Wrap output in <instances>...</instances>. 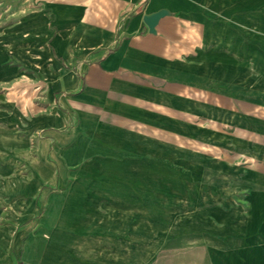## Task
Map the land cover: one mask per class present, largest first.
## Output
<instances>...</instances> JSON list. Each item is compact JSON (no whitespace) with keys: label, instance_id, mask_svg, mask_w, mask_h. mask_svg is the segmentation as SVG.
<instances>
[{"label":"crops","instance_id":"crops-1","mask_svg":"<svg viewBox=\"0 0 264 264\" xmlns=\"http://www.w3.org/2000/svg\"><path fill=\"white\" fill-rule=\"evenodd\" d=\"M9 15L0 264H264V0H22ZM180 166L202 168L187 197Z\"/></svg>","mask_w":264,"mask_h":264},{"label":"rangeland","instance_id":"rangeland-1","mask_svg":"<svg viewBox=\"0 0 264 264\" xmlns=\"http://www.w3.org/2000/svg\"><path fill=\"white\" fill-rule=\"evenodd\" d=\"M22 0H0V33L3 32L4 28H6L7 26H9L11 24V18L9 15V10L16 7L19 2ZM27 55H29L28 53H26ZM173 170V169H172ZM202 168H187V167H183L180 166L178 168H174L173 171L179 172L181 176H183V178H180L183 183L177 184L176 187L179 190V193H182V196L187 197L188 195H192L194 192L199 190V187L201 186V184L198 183V179H199V171H201ZM170 174V172H168V175ZM154 174L148 173V176H153ZM191 175L192 177H194L196 179V183H189L187 182V177ZM186 177V178H185ZM166 181H168V185L165 184V192L170 191L172 192V186L173 184H171V182L169 180L166 179ZM203 185V184H202ZM177 190V192H178ZM212 190V188H211ZM188 200H180L179 205H177L179 207L180 210L182 209H186V206H184V204H186ZM164 206L165 208H170L171 205V201L170 200H163ZM202 205V203H201ZM170 220V216L165 218V222L167 223V220ZM170 223V221H169ZM167 226V225H166ZM171 231V232H170ZM167 235H165V240L168 241V243L170 244L173 239H177L175 240L176 242L179 240L181 241L183 238L182 235H184L185 232H188L187 228L184 229H179V230H170ZM166 232V231H165ZM164 232V234H165ZM189 233V232H188ZM188 254V250L186 248H174V249H167L164 251L163 255L165 256V258H169V256H175V255H186ZM191 254V252H190ZM196 255H205L204 253H196Z\"/></svg>","mask_w":264,"mask_h":264},{"label":"water","instance_id":"water-1","mask_svg":"<svg viewBox=\"0 0 264 264\" xmlns=\"http://www.w3.org/2000/svg\"><path fill=\"white\" fill-rule=\"evenodd\" d=\"M162 15V13H156L150 17H148L145 22L148 25L150 31L154 30V25L156 24L158 18Z\"/></svg>","mask_w":264,"mask_h":264}]
</instances>
